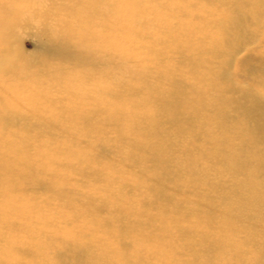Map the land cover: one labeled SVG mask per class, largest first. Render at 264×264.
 I'll use <instances>...</instances> for the list:
<instances>
[{"label":"bare ground","instance_id":"obj_1","mask_svg":"<svg viewBox=\"0 0 264 264\" xmlns=\"http://www.w3.org/2000/svg\"><path fill=\"white\" fill-rule=\"evenodd\" d=\"M26 1L0 0V264H264V0Z\"/></svg>","mask_w":264,"mask_h":264},{"label":"rangeland","instance_id":"obj_2","mask_svg":"<svg viewBox=\"0 0 264 264\" xmlns=\"http://www.w3.org/2000/svg\"><path fill=\"white\" fill-rule=\"evenodd\" d=\"M9 1H16L17 5L22 7L23 10H19V12L13 13L14 15L12 17L14 18H20V19H28L29 17L31 18V15L34 12L41 13L46 11L50 6H39L38 3H30L26 0H3L4 3L9 2ZM66 3V2H65ZM68 3H66L67 5ZM77 21L78 18L76 17ZM84 20V19H83ZM64 21V20H63ZM56 21H52L50 25L55 24ZM57 23L62 24V19L60 21H57ZM41 24V21H36L33 20L30 24L31 28H26L22 27L18 29V39L20 40L19 42V50L21 51L22 55L25 57H31L36 53V42L33 39V34L36 32V28ZM33 78V75H30L28 73L25 75V80H31ZM7 86H12L8 89H6ZM19 85L12 84L9 85L5 83V88L3 86L2 80H0V89L2 90V94H7L10 95L11 97H21L19 96V93L21 92V89L18 87ZM39 101H34L33 104H38ZM9 107H13L10 104H7Z\"/></svg>","mask_w":264,"mask_h":264}]
</instances>
